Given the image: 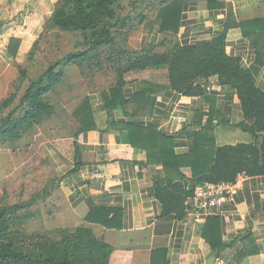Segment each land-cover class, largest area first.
Segmentation results:
<instances>
[{
  "label": "crops",
  "instance_id": "obj_1",
  "mask_svg": "<svg viewBox=\"0 0 264 264\" xmlns=\"http://www.w3.org/2000/svg\"><path fill=\"white\" fill-rule=\"evenodd\" d=\"M58 1L0 0V20L8 22L5 33L24 40L33 37L39 23L52 16ZM219 1L183 0L177 34L160 32V20L155 17L150 28L129 36L123 48L139 51L152 44L155 52H166L175 42H211L222 33L228 17L227 6L217 5ZM227 53L240 57L247 66L255 61L254 50L239 28L228 32ZM100 83L86 87L92 110L89 123L95 127L81 130L73 138L71 143L76 141L79 146L83 165L76 173L68 174L75 163L73 156L66 159L68 172L63 189L75 221L114 249L109 263L264 264V174L240 176L233 200L219 215L205 218L202 223H195L190 214L192 199L183 219L164 217L153 185L155 178H165L167 172L157 159L148 161L147 146L154 145L152 142L139 141L136 148L131 145L133 129L128 127L130 123L153 125L173 139V150L179 156L190 152L191 135L205 130L210 120L217 146L254 143L251 134L236 127L244 121L236 91L220 85L216 75L196 81L205 88L204 95L185 96L171 88L167 69L125 73L121 95L115 99L111 91L117 87L116 82L106 88ZM256 84L264 90V67ZM121 101L124 104H119ZM108 103L117 106L110 111ZM72 151L74 147L70 146ZM182 167L187 188L194 189L191 168ZM171 177L181 179L175 170ZM114 208L122 210L121 220L110 221L112 214L105 217ZM212 217L220 219L222 243L230 244L219 253L204 236L206 230L215 239L214 228L208 229ZM102 220L115 225H103ZM248 230L253 239L244 238Z\"/></svg>",
  "mask_w": 264,
  "mask_h": 264
},
{
  "label": "trees",
  "instance_id": "obj_2",
  "mask_svg": "<svg viewBox=\"0 0 264 264\" xmlns=\"http://www.w3.org/2000/svg\"><path fill=\"white\" fill-rule=\"evenodd\" d=\"M117 1L59 0L49 25L60 31L81 33L84 47L51 63L37 78L30 81L19 97V88L28 78L27 69H21L18 89L0 100V141H18L24 133L51 117L54 106L47 97L64 81L65 66L76 63L81 68L85 63L87 67H92L96 65V61L99 64L101 50L105 47L118 49L116 55L108 57L109 61L115 64L116 58L124 60L117 63V87L111 91L114 99L121 95L124 74L131 71L167 69L171 88L190 97L205 94V88L197 84V80H208L217 75L220 85L236 91L244 116V121L236 127L251 134L255 139L254 143L217 146L214 126L210 120L205 130L191 135L193 145L190 152L179 156L173 150V139L157 131L153 125H128L133 129L130 131L131 145L136 148L139 141L152 142L154 145L147 146L148 161L157 159L167 172L165 178H155L153 185L154 195L161 204V215L183 219L197 186L233 183L240 175L254 177L264 174V90L256 84L257 75L264 67V17L238 21L228 14L222 33L211 42L196 45L175 42L171 50L166 52H155V47L151 44L134 51L121 48L116 43V33L128 19L118 15ZM217 5L224 6L221 1ZM182 7L183 0H158L156 18L160 20V32L178 33ZM236 28L242 31L248 45L254 50L255 61L251 66L245 65L240 57L227 53L228 32ZM20 43V39L12 38L9 51L12 44L17 47ZM122 101L119 104H124ZM116 106L117 104L111 106L108 103L107 108L111 111ZM78 111L81 122L78 132L94 128V123H89L92 119L89 99L76 112ZM73 147L75 166L68 174L76 173L83 165L81 150L76 141L73 142ZM182 166L191 168L194 189L187 188L184 182L186 175L181 172ZM174 170L178 171L181 179L171 177ZM37 199L36 195L28 201L0 206V264H110V255L114 249L99 242L93 232L85 227L79 228L75 234L60 242L26 247L15 241L11 230L13 219L19 213L29 210ZM109 214H112L110 221L121 220L122 210L110 209L105 217ZM100 222L110 227L115 225L106 220ZM208 224V229L213 227L216 236L213 239L206 230L204 236L214 250L219 253L230 246L221 241L220 219L212 217ZM249 237L253 239L251 230L244 235V238Z\"/></svg>",
  "mask_w": 264,
  "mask_h": 264
},
{
  "label": "rangeland",
  "instance_id": "obj_3",
  "mask_svg": "<svg viewBox=\"0 0 264 264\" xmlns=\"http://www.w3.org/2000/svg\"><path fill=\"white\" fill-rule=\"evenodd\" d=\"M221 2L238 21L264 17V0ZM157 6L158 0L117 1L118 15L128 17L116 33L119 47L127 46L129 36L152 26ZM50 18L39 23L33 37L25 40L16 37L21 43L17 47L12 44L11 51L10 40L15 36L5 33L8 22L0 20V100L18 89L22 68L27 69L28 78L19 88V97L30 81L51 63L83 49L81 33L52 28ZM101 51L99 64L96 61L92 67L85 63L81 68L76 63L65 66L64 81L47 97L54 106L51 117L24 133L18 141H0V206L38 197L29 210L13 219L11 226L15 241L26 247L60 242L81 228L65 203L63 189V178L68 172L66 159L74 154L70 153L71 142L81 128L76 111L87 99L86 87H96L97 81L105 88L117 82V63L124 61L117 58L115 64L109 61L110 55H116V48L105 47Z\"/></svg>",
  "mask_w": 264,
  "mask_h": 264
},
{
  "label": "built area",
  "instance_id": "obj_4",
  "mask_svg": "<svg viewBox=\"0 0 264 264\" xmlns=\"http://www.w3.org/2000/svg\"><path fill=\"white\" fill-rule=\"evenodd\" d=\"M240 176H238L236 182ZM236 182L221 184L207 183L197 186L192 197V209L190 210L194 222L202 223L205 218L219 215L237 193Z\"/></svg>",
  "mask_w": 264,
  "mask_h": 264
},
{
  "label": "water",
  "instance_id": "obj_5",
  "mask_svg": "<svg viewBox=\"0 0 264 264\" xmlns=\"http://www.w3.org/2000/svg\"><path fill=\"white\" fill-rule=\"evenodd\" d=\"M215 259V258H214Z\"/></svg>",
  "mask_w": 264,
  "mask_h": 264
}]
</instances>
